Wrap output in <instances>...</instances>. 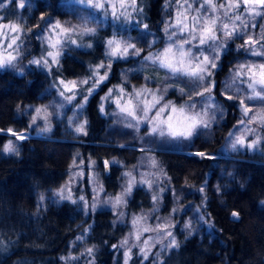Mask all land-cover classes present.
<instances>
[{
  "label": "trees",
  "instance_id": "trees-1",
  "mask_svg": "<svg viewBox=\"0 0 264 264\" xmlns=\"http://www.w3.org/2000/svg\"><path fill=\"white\" fill-rule=\"evenodd\" d=\"M36 1L34 16L40 20L62 14L65 7L64 0ZM168 1L139 0L148 28L132 37L141 53L116 61L112 79L101 90L120 83L125 73L133 84H143L136 68L153 33L162 31ZM104 38L98 34L91 49L65 54L59 69L51 72L35 67L23 75L0 70V264H87L91 256L92 264H264V153L229 150L240 114L237 99L219 82L213 93L225 117L188 139L135 134L100 113L103 94L97 93L86 106L85 135L55 130L50 138L17 141L18 154L2 151L9 139L5 131L28 129L25 110L43 101L50 85L60 77L86 76L102 62ZM245 41L240 36L229 40L215 78L226 80L232 67L250 55L253 45ZM146 154L155 162L152 189H134L123 219L107 209L86 213L79 203L54 194L67 182L77 155L97 158L102 168L108 160L133 169ZM115 173V166L110 173L106 168L101 172L103 183L113 190L118 186ZM146 211L172 220L176 246L142 261L136 252L124 255L121 245L131 216Z\"/></svg>",
  "mask_w": 264,
  "mask_h": 264
},
{
  "label": "rangeland",
  "instance_id": "rangeland-1",
  "mask_svg": "<svg viewBox=\"0 0 264 264\" xmlns=\"http://www.w3.org/2000/svg\"><path fill=\"white\" fill-rule=\"evenodd\" d=\"M25 7L21 8L19 5L21 0H0V59H4L11 53L16 58L12 60V63L5 64L0 67V70H12L18 74L23 75L30 68L35 67L47 72L51 70L59 69L61 58L67 54L72 53L74 50L83 49L89 50L93 47V38L101 34L105 38L103 40V60L99 64L90 67L86 76L68 79L60 77L54 84L48 88V93L44 97L43 101L31 104L25 110V115L28 121V129L26 131H5L9 136L6 144L12 141L16 146L17 135L22 134L23 139L31 137H45L50 138L55 130L58 132L69 131L75 136H83L87 132L89 124L88 115L86 113V106L90 97L93 94H103L99 102L100 113L104 116H109L120 122L124 127L129 128L135 132V134L153 135L152 123L150 122L155 109L149 112L147 119H142L139 124L131 117L126 116L121 112V107L125 106L129 95H134L133 90L149 89L152 93H155L160 99V105L170 104L177 109L184 108V114L189 113L188 105H194L192 113H200L202 119L207 123L206 127H211L212 123L225 117L226 110L214 96V89L219 82L237 99V105L239 110V120L236 127L229 136L228 145L231 151H244L247 150L250 153L260 152L264 153L262 146H264V100L260 98L249 99L248 97L253 95L247 88V73L244 74V78L237 76L239 71L238 66L240 64H260L264 63V7L259 4L250 3L248 5L243 4L241 0V7L235 11L242 15L246 21L247 27L244 24L236 22L238 33L233 36H225L223 32L217 33L219 39L214 46L215 50L209 47L211 43L206 42L204 45H200L198 40L192 41L191 44L185 45V50L190 49L192 53L196 54L203 52L204 55L211 57L216 56V67L209 68L210 75L205 74L203 81H200V87L193 91L194 84L191 78L187 76H174L167 69L160 67L158 64L153 63L151 60L145 59V57H154L158 53H161L166 47L173 44V41H179L184 37L179 35V28L172 27L178 18V14L184 12V8H180L176 0H169L165 5L166 17L162 23V31L153 33L152 40L147 43L146 54L140 58L138 66L136 68L137 73H140L144 78L143 84L135 85L130 79L129 74L121 75V82L117 85L106 86L103 90V84L110 82L113 77L112 66L116 61L126 60L131 57H138L134 54V50L130 49L128 55L123 58L119 56L112 57L107 55L110 51L108 47V40H120L123 42L132 43L135 48L138 49L134 40L133 34L139 30L147 29L148 23L143 17L142 8L139 0H135V5L121 9L119 0H105L104 8L96 9L87 7L85 4H81L78 0H64L65 7L61 9L62 14H55L52 17H48V20H40V17L34 16V10L36 9V0H23ZM192 3L193 8L189 10L188 14H195L194 10L199 7L202 0H188ZM215 3H226L227 0H214ZM235 2V0H232ZM126 3L131 5L132 0H126ZM116 5V19L112 15L111 5ZM187 5H185V8ZM253 9L251 14L245 9ZM123 11V15L120 13ZM203 13V10H201ZM209 14L210 10H209ZM216 15H221V12H217ZM82 17L88 19V27L94 28L95 33L91 35H81V24L83 23ZM179 18H183L180 16ZM225 22L228 21L226 17H223ZM57 22L63 28H69L75 26L76 31L71 33L70 37H66L64 34L56 35L60 30H52V26ZM6 25H16L21 31L13 33ZM38 27L34 32V28ZM166 25L168 29L166 30ZM146 26V27H145ZM134 29V30H133ZM33 32L35 34H33ZM171 33H177L172 39H169ZM19 36L16 43L11 49H5V46L11 42L13 36ZM187 36V32L185 33ZM240 36L244 40H248L249 37L255 42L250 55L242 57L241 62L232 67L231 74L224 81L221 78H215L214 73L219 68V62L227 49V44L232 37ZM56 40H60L61 44L58 45L60 49V55L56 57L57 62L51 63L52 58L47 56V53L54 51L49 47V42L55 43ZM71 40H75L76 43H71ZM90 45V46H89ZM16 51L15 49H17ZM173 51L176 48L173 47ZM253 51L262 53L260 55H253ZM46 59L49 61L47 65L43 62L41 64L32 63L34 60ZM202 60V57H201ZM104 64V67L99 68V74L93 76V72L97 70L98 66ZM110 65V66H109ZM106 72V78L100 80V76ZM119 73L116 72V75ZM120 76V75H119ZM63 81L64 83H61ZM88 81V83H83ZM98 81V83H97ZM71 82H75V86ZM67 85V88L65 87ZM92 88L89 93L88 89ZM183 88L184 92L181 93L180 89ZM208 88L207 92L204 89ZM111 94H109V90ZM123 89V92L120 90ZM259 91V89H257ZM103 91V92H102ZM197 92L204 93L203 95H197ZM63 93V94H61ZM101 96V95H100ZM119 99V106L117 103ZM151 99V96H148ZM241 100L244 104H241ZM247 106L251 111L248 116L244 114V108ZM103 108V111H101ZM36 109H41L39 113ZM202 109H207V115L203 114ZM170 113V109L161 114V117L167 118ZM179 111L171 113L174 117L173 124L177 125V130L182 131L187 126V121L183 119V115ZM142 116V113H141ZM254 117L251 123L248 122V117ZM35 118V123H33ZM179 121V123H177ZM241 121H244L241 123ZM133 124L135 127H129L127 125ZM83 126L82 131H77L78 128ZM159 127V125L157 124ZM205 127L203 124H197L192 130L191 138L199 128ZM16 133L17 135H13ZM155 135V134H154ZM158 135V134H156ZM160 136V135H159ZM171 137L172 136H167ZM237 137L244 139V144H236L235 148L232 146ZM184 137H175L177 140L188 139ZM251 145V147L249 146ZM14 154V153H7ZM152 156L149 154L142 155L137 168H127L122 162L106 161L104 167H100L97 158L90 156L85 159L81 155H77L69 171V178L65 184H63L54 194L59 200L68 201L71 203H79L85 207L86 213L89 211H97L100 209L110 210L119 219H123L126 216L125 205L128 198L138 185L146 186L150 185L152 189V177L154 172ZM115 166V176L118 179V186L116 190L108 188L102 181L101 172L104 168L108 167V172H112V168ZM154 178V177H153ZM131 181V190L127 191L129 182ZM122 196L123 200L120 204H116L115 198ZM83 197V199H81ZM158 209V207L156 208ZM158 211V210H157ZM159 215L145 212L138 215L131 216V225L128 234L122 240L121 247L126 250L124 252L129 255L136 252L142 261H146L151 258H157L163 252L168 251L171 247V241L176 238L173 232V222L170 218L160 217ZM137 218H141L140 222L136 225L133 221ZM164 226L165 231H160L158 226ZM144 228L155 229L144 231ZM167 232L171 233V236L167 235ZM139 236V239H137ZM147 241V244L144 241ZM127 241V243H124ZM141 249L145 251L142 252ZM145 253L147 258H145ZM92 257V256H91ZM88 257L87 264H92L93 259Z\"/></svg>",
  "mask_w": 264,
  "mask_h": 264
},
{
  "label": "snow or ice",
  "instance_id": "snow-or-ice-1",
  "mask_svg": "<svg viewBox=\"0 0 264 264\" xmlns=\"http://www.w3.org/2000/svg\"><path fill=\"white\" fill-rule=\"evenodd\" d=\"M79 3L85 4L87 7L90 8H96V9H102L105 5V0H78ZM177 4L180 8H184V12L178 14V18L176 19L175 23L172 25V27L179 28V35L184 37V39L177 41H173L172 45H169L166 47L161 53H158L154 57H145V59L151 60L153 63L158 64L160 67L167 69L169 72H171L174 76L180 77V76H187L191 78L194 87L193 91H195L197 88L200 87V81H203L205 78V74L210 75L209 68H215L216 67V56L213 55L211 59L209 56L204 55L203 52L199 53H192L190 49L185 50L186 44H191L192 41L198 40L200 45H204L206 42H211L209 44V47L212 48L214 51V46L216 45L219 37L217 33L223 32L225 36H233L238 33V28L236 25V22H239L240 24H244L245 27H247L246 21L243 19L242 15L237 13L235 10L239 9L241 7V0H235V2H232V0H227L226 3H220L217 4L214 2V0H202V3H200L199 7H197L194 12L195 14L189 15L188 12L193 8L192 3H189L188 0H176ZM250 3L259 4L260 6L264 7V0H243V4L246 6ZM119 4L121 9H126L127 7H132L135 5V0H132V4L129 5L126 3V0H119ZM185 5L187 7L185 8ZM21 8L25 7V4L23 0H21V3L19 5ZM113 11L112 15L119 19L118 16H116V5H111ZM203 10V13L201 12ZM209 10L210 13L209 14ZM249 12V14L254 11L253 9H245ZM217 12H221V15H216ZM123 15V11L120 13ZM182 16L183 18H179ZM223 17H226L228 21H231L232 23L225 22ZM83 23L81 24L80 28V34L81 35H91L95 33V29L88 27V19L85 17L81 18ZM5 27H8L9 30L13 33H18L21 31L18 26L16 25H6ZM146 27V26H145ZM59 29L60 31L56 33V35L64 34L66 37H70L71 33L76 31L75 26L69 27V28H63L59 22H57L55 25L52 26V30ZM168 29V26L166 25V30ZM187 32V36H185V33ZM177 33H171L169 36V39H172L173 36H176ZM19 39V36H13L10 43H8L5 46V49H11L13 48V45L16 43V40ZM71 43L75 44V40H71ZM254 41L251 37H249L248 40L245 41L246 45H254ZM61 44L60 40H56L55 43L49 42V47L54 49V51H50L47 53L48 57H51V63H56V57L60 55V49L58 48V45ZM108 47L110 51L107 53V55L116 57L119 56L120 58L125 57L128 55L129 50H134V54L139 55L140 50L135 48V45L128 42H123L120 40H108L107 42ZM90 46V45H89ZM173 47L176 48V51H173ZM18 51L17 49H15ZM262 53H257L253 51V55H260ZM202 57V60H201ZM16 57L13 56L11 53L8 54L7 57L4 59H0V67H3L5 64H11L12 60H14ZM43 62L45 65L49 63L48 60L43 59L42 60H34L32 63L41 64ZM110 66V65H109ZM104 67V64L101 63V65L98 66L97 70L93 72V76L100 75L99 74V68ZM239 71L237 72V76L241 77V79L244 78V74L247 73L246 76L247 79V88L249 91L253 94L249 96V99L253 98H260L264 100V63L260 64H240L238 66ZM106 78V72L104 75L100 76V80H103ZM61 83H64L61 81ZM73 86H75V82H71ZM83 83H88V81H83ZM98 83V81H97ZM67 88V85H65ZM259 89V91L257 90ZM92 88H89V93L91 92ZM111 89L109 90V94H111ZM123 92V89L120 90ZM181 93L184 92V89H180ZM208 88L204 89V92H207ZM134 95H129L126 101L125 106L121 107V112L124 113L126 116L131 117V119L135 120L137 124L141 122L142 119H147L149 112L152 111V109H155V113L151 119V123L153 125L152 132L154 134H158L160 136H172V137H184L188 138L192 135V130L197 126V124H203L205 127L207 126V123L202 119V116L200 113H192V109L194 108V105H188L189 113L191 114H184V108L181 107L180 109L175 108L174 106H170V104H164L160 105L159 107H156L160 104V99L162 97H157L155 93H152L149 89H142V90H133ZM63 94V93H61ZM202 92H197V95H203ZM151 96V99L148 98V96ZM118 98L117 103L119 106V99ZM229 99H232L231 96L228 97ZM241 104H244V101L241 100ZM170 109V113L167 116V118H160L157 120V118L161 117V114L164 113L166 110ZM41 109H36V112L39 113ZM101 111H103V108H101ZM179 111L183 115V119L187 121V126L184 128V130L179 131L177 130V125L173 124L174 117L171 115V113H175ZM203 114L207 115V109H202ZM251 111L247 106L244 108V114L245 116H248V113ZM142 113V116H141ZM254 117L249 116L248 122L251 123ZM264 119V117H262ZM244 121H241L243 123ZM33 123H35V118H33ZM179 123V121L177 122ZM159 125V127L157 126ZM129 127H135L136 125L129 124L127 125ZM83 126L81 128H78L77 131H82ZM12 130L9 129V132ZM13 135H17L16 133H12ZM23 135H17V139H23ZM236 144L243 145L244 139L242 137H237L235 142L233 143V147L235 148ZM251 147V145H249ZM2 151L5 153H16L17 148L14 145L12 141H9L7 144H5L2 148ZM199 155H204L203 153H199ZM107 164V162H105ZM153 166H155V162H153ZM131 190V181L129 182V186L127 188V191ZM43 199V197H41ZM83 199V197H81ZM155 199V198H154ZM123 200L122 196H117L115 198L116 204H120ZM232 215L235 217L238 214L236 212H233ZM141 218H137L133 221V224L136 225L140 222ZM186 227H190V225H186ZM158 229L160 231H167L166 228L162 225L158 226ZM149 230H155V229H148L144 228V231ZM168 236H171L170 232H167ZM137 239H139V236H137ZM124 243H127L125 241ZM145 244H147V241H144ZM171 245L173 247L176 246V241L173 239L171 241ZM89 252L92 250L89 249ZM142 252H144V249H141ZM127 256V253H126ZM145 258H147V255L145 253ZM125 264H127V260L125 261Z\"/></svg>",
  "mask_w": 264,
  "mask_h": 264
},
{
  "label": "water",
  "instance_id": "water-1",
  "mask_svg": "<svg viewBox=\"0 0 264 264\" xmlns=\"http://www.w3.org/2000/svg\"><path fill=\"white\" fill-rule=\"evenodd\" d=\"M105 163V162H104ZM106 171H107V173H108V167H106Z\"/></svg>",
  "mask_w": 264,
  "mask_h": 264
}]
</instances>
